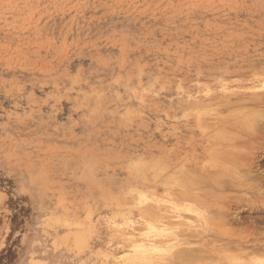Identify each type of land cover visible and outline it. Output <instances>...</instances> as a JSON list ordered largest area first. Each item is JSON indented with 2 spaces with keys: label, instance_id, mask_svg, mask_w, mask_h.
<instances>
[{
  "label": "rangeland",
  "instance_id": "1",
  "mask_svg": "<svg viewBox=\"0 0 264 264\" xmlns=\"http://www.w3.org/2000/svg\"><path fill=\"white\" fill-rule=\"evenodd\" d=\"M263 220L264 0H0V264H261Z\"/></svg>",
  "mask_w": 264,
  "mask_h": 264
},
{
  "label": "bare ground",
  "instance_id": "2",
  "mask_svg": "<svg viewBox=\"0 0 264 264\" xmlns=\"http://www.w3.org/2000/svg\"><path fill=\"white\" fill-rule=\"evenodd\" d=\"M243 142V141H242ZM242 142H241V144H242ZM245 142V141H244ZM240 144V143H239ZM240 158V157H239ZM236 159H238V157L236 158ZM238 161L236 160V162L235 163H237ZM234 163V164H235ZM238 164V163H237ZM243 165H246V163L245 164H243ZM235 167H236V165H235ZM240 167V166H239ZM241 167H242V165H241ZM246 167H247V165H246ZM249 167V166H248ZM252 167V166H251ZM233 168V167H232ZM237 168H238V166H237ZM237 168H233V169H237ZM249 169H250V167H249ZM244 170V169H243ZM249 171V170H248ZM185 195H188V194H185ZM189 196H191V195H189ZM232 199V198H231ZM237 199V198H236ZM227 200V199H226ZM233 202V201H232ZM263 203V202H262ZM225 209H227V208H225ZM252 209V208H251ZM260 210V209H259ZM262 211V210H261ZM219 212V211H218ZM221 213V212H220ZM221 215V214H220ZM222 216V215H221ZM219 217V216H218ZM223 217V216H222ZM224 219H225V217H223ZM222 218V219H223ZM227 218V217H226ZM237 218V217H236ZM235 218V219H236ZM244 218V217H243ZM220 220V219H219ZM228 219H226V221H227ZM237 220V219H236ZM255 220V219H254ZM221 221V220H220ZM264 221V220H263ZM217 222H219V221H217ZM221 222H224V221H221ZM242 222V221H241ZM233 223V222H232ZM229 224H230V222H229ZM224 225V224H223ZM232 225V224H231ZM229 226V225H228ZM233 226V225H232ZM224 228H225V226H223ZM230 227V226H229ZM254 227V226H253ZM223 228V229H224ZM260 229V228H259ZM213 230V229H212ZM246 230V229H245ZM251 229H249V231H250ZM238 231V230H237ZM227 234V233H226ZM233 234V233H232ZM248 234V233H247ZM250 234H251V232H250ZM249 234V235H250ZM253 234V233H252ZM225 235V234H224ZM235 235V234H234ZM237 235V234H236ZM246 235V234H245ZM256 235V234H255ZM250 237V236H249ZM228 241H230V240H228ZM238 241V240H237ZM224 243V242H223ZM225 245V244H224ZM228 245V248H230L231 249V247L233 248V246H231L232 245V243H231V247L229 246V244H227ZM236 245V244H235ZM243 245V244H242ZM226 246V245H225ZM237 246V245H236ZM246 246V245H245ZM227 247V246H226ZM222 248V247H221ZM236 248V250H237V247H235ZM224 249V248H223ZM232 251V250H231ZM242 251V250H241ZM250 251V250H249ZM226 252V251H225ZM237 252V251H236ZM257 252V251H256ZM243 253V252H242ZM244 254V253H243ZM246 254V253H245ZM253 254V253H252ZM257 254H259V253H257ZM237 255V254H236ZM239 255V254H238ZM248 255V254H247ZM231 256V255H230ZM254 256V255H253ZM222 257L224 258V256L222 255ZM235 257V256H234ZM244 257V256H243ZM235 260H236V258H234Z\"/></svg>",
  "mask_w": 264,
  "mask_h": 264
},
{
  "label": "snow or ice",
  "instance_id": "3",
  "mask_svg": "<svg viewBox=\"0 0 264 264\" xmlns=\"http://www.w3.org/2000/svg\"><path fill=\"white\" fill-rule=\"evenodd\" d=\"M261 264H264V261H262Z\"/></svg>",
  "mask_w": 264,
  "mask_h": 264
}]
</instances>
